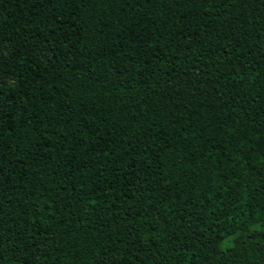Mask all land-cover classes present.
I'll return each mask as SVG.
<instances>
[{"label":"trees","instance_id":"obj_1","mask_svg":"<svg viewBox=\"0 0 264 264\" xmlns=\"http://www.w3.org/2000/svg\"><path fill=\"white\" fill-rule=\"evenodd\" d=\"M0 264H264V0H0Z\"/></svg>","mask_w":264,"mask_h":264},{"label":"rangeland","instance_id":"obj_2","mask_svg":"<svg viewBox=\"0 0 264 264\" xmlns=\"http://www.w3.org/2000/svg\"><path fill=\"white\" fill-rule=\"evenodd\" d=\"M7 82H8V83H12V81H11V80H8V79H7Z\"/></svg>","mask_w":264,"mask_h":264}]
</instances>
